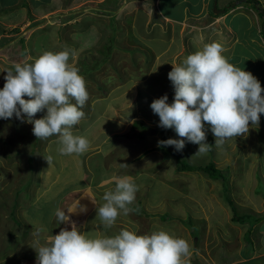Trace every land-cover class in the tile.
Returning a JSON list of instances; mask_svg holds the SVG:
<instances>
[{
	"label": "rangeland",
	"instance_id": "obj_1",
	"mask_svg": "<svg viewBox=\"0 0 264 264\" xmlns=\"http://www.w3.org/2000/svg\"><path fill=\"white\" fill-rule=\"evenodd\" d=\"M214 1L209 10L213 20L220 15L215 13ZM257 1L259 5L254 6L246 0H218V9L229 6L226 11H230L224 17L226 24H235L234 27L238 23L247 24V20L253 21L254 26L262 25L264 0ZM191 2L195 3L192 12L197 13L201 0ZM25 3L28 6H24ZM53 3L47 8H38L37 0H0V90L6 82V70L14 64L33 63L46 51L76 50L78 55L74 63L80 74L84 73V64L87 68L97 69L83 75L89 100L82 109L84 118L72 128L74 134L87 136L91 146L83 158L75 154L62 156L57 152V136L38 140L33 135V125L22 123L15 116L0 119V264H36L34 248L39 245L32 235L33 227L46 229L42 236L56 235L62 228L71 230L70 223H58L56 209L65 210L79 231L90 232L93 237L115 236L123 229L136 231L138 235L163 229L189 242L192 254L188 264H264V245L257 237L261 229L264 231V216H254L246 210L245 199L240 193L237 195L233 182L228 181L230 176L225 177L227 181H222L210 179L203 172L180 171L174 157L158 151L153 156V153H146L151 147H158L161 135L158 139L156 134L143 138L147 128L140 139L138 132L132 131V123L143 119L147 124H153L152 128H157L154 129L157 135L161 134L164 128L159 127L160 118L150 105L165 94L170 104L174 100L172 83L166 71L156 64L155 56L150 53L139 56L135 52L136 41L142 46L155 47V32L163 33L153 22L155 16L150 17L147 24V18L138 14L142 5L140 2L135 4L134 0H125L126 8L119 14H125L124 17L120 19L113 13L111 22L106 18L108 14H102V5L94 4L93 0H54ZM61 3L68 5L64 9ZM111 5L107 10L115 8ZM148 9L151 10L146 12L152 11L151 6ZM183 11L184 5L180 4L171 12L179 16ZM73 13L76 21L66 22L64 17ZM230 14L233 19L228 18ZM203 17L200 13L194 14L189 17V22L202 28L205 26ZM215 22L223 31V17ZM221 36L218 38L223 40ZM242 43L245 44L243 40ZM236 51L242 57L247 55L243 49L236 48ZM240 68L249 71V62L240 63ZM131 82L133 86H130ZM261 86L264 87L263 82ZM45 114L46 110L37 113L34 119ZM206 126L208 134L214 136L211 126ZM173 129H166L167 134L171 133V139L176 137ZM206 136L208 144L212 145V137ZM178 138L181 139L177 135ZM170 148L184 159V150L178 152L173 146ZM49 155L53 157L51 166L45 159ZM194 155L185 160L194 165L200 163L201 155ZM28 159L31 160L30 167ZM251 159L255 160L253 156ZM226 162L231 163V154L227 155ZM219 163V168L226 167L225 163ZM120 164L129 166L121 168ZM90 168L95 173L89 184V179L84 177L89 175ZM123 175L132 176L138 186L136 200L130 205L134 211L128 216L120 215L110 228L101 224L94 211L84 230L85 214L74 211V202L82 200L90 205L92 197L98 195V206L102 205L101 192L114 190L113 177ZM92 180L94 183L91 184ZM257 192L264 194V181L259 177ZM227 194L237 216L243 215L249 225L258 226L253 237L254 229L250 232L247 224L233 221L235 212L229 206ZM80 207L86 208L84 204ZM94 208L97 209V205ZM68 209L73 212L69 213ZM92 211L90 208L89 212ZM256 217L257 223L254 222ZM241 249L243 253L238 258Z\"/></svg>",
	"mask_w": 264,
	"mask_h": 264
},
{
	"label": "clouds",
	"instance_id": "obj_2",
	"mask_svg": "<svg viewBox=\"0 0 264 264\" xmlns=\"http://www.w3.org/2000/svg\"><path fill=\"white\" fill-rule=\"evenodd\" d=\"M226 51L214 41L188 55L180 65L172 64L168 79L174 88L173 102L170 104L165 94L150 107L160 118L159 127L174 128L181 139L158 141V147L174 146L179 152L190 142L199 145L194 156L204 155L212 148L206 142L205 123L211 126L217 147L259 125L264 113V87L251 72L230 63L223 54ZM77 55L76 50L69 49L46 51L33 63H16L6 70V82L0 90V119L15 116L33 125L38 140L57 136V152L62 156L84 154L91 146L87 136L72 131L84 118L82 109L89 100L86 81L74 63ZM45 110L42 118L34 119ZM45 159L51 166L53 157ZM128 166L120 164L121 168ZM113 179L116 187L103 194L102 205L92 199L97 205V219L108 228L120 215L134 211L130 205L138 191L130 175ZM80 211L86 208L80 207ZM55 216L59 224L70 223L71 230L62 228L56 235L42 236L46 229L33 227L32 235L39 245L34 248L36 264H188L192 254L186 239L163 229L143 235L123 229L115 236L93 237L90 232L79 231L65 210L57 209Z\"/></svg>",
	"mask_w": 264,
	"mask_h": 264
},
{
	"label": "crops",
	"instance_id": "obj_3",
	"mask_svg": "<svg viewBox=\"0 0 264 264\" xmlns=\"http://www.w3.org/2000/svg\"><path fill=\"white\" fill-rule=\"evenodd\" d=\"M134 1H136L135 4L140 2V4L142 5V7L139 8L141 12L140 13L138 12V14L143 15L147 18V24L150 21L149 18L154 15L155 18L153 22H155L154 23L155 26H158V28L161 29V31L163 32L162 34H157L159 30L155 32V47L153 45L142 46L140 45V43H138V41H136L138 46H137V49H135V52H138L139 56L146 54V53H150L154 55L156 64H159V66H161L163 71H166L167 74L172 70V67H173L172 64L180 65L182 61L188 55L193 54L197 50L202 49L205 44H208L214 41L215 42L219 41V43H221L227 49V51L223 54L228 58L230 63L240 68V63L244 61H248L249 69H250L249 72H251L260 81V83L263 82L264 84V34L262 30V25H259V23L256 24V26H254L253 21L247 20V24L238 23L236 27H234L233 25L235 24L233 25L226 24V19H225L226 15H224L225 17L222 16L224 20V24H223L224 26L222 27L224 28V30L221 31L222 29L217 26L218 22H215L216 19L219 20L221 19V17L214 18L213 20L211 18L212 15L209 13L210 7H213L212 6L213 0H211V2H208V0H201V8L197 13L192 12L191 7L195 5V3L191 2V0H179V1H176V0H134ZM37 2L38 3L36 4V6L38 8H41L42 5L40 3V0H37ZM53 2L51 4H54ZM124 2L125 0H113V1L112 0H93L94 4L102 5L103 7V8L101 7V9L103 10L102 14L105 16L108 14V16L106 17L108 22H111L113 13H117L120 19L124 17L125 14L119 15L121 12H123L124 7L126 8V4L124 5ZM68 3L67 4L61 3V5L65 9ZM180 4L184 5V11L182 15L176 16L171 11L176 10ZM110 5L115 7L114 9L110 10L111 12L107 10ZM26 6H28V4ZM148 6H151L152 8L151 12H146L147 10H151V9H148ZM43 7H46V6H43ZM221 9L223 8L221 7ZM199 13L201 14V17H203L205 14L203 19H201V20H204V24H205V26L202 28L201 27L199 28L195 24V22H193L194 23L193 25H191L189 22L190 21L189 17H192L194 14H199ZM231 15L232 14H230L228 18L230 17V19H233ZM72 16H75V14L73 13ZM132 16L137 17L135 15H132ZM76 18L77 17L75 16L70 21L75 22ZM218 36L223 37L222 38L223 40H220ZM230 40H232L233 42L230 43ZM242 40L245 42V44L242 43ZM236 48L245 50L247 52V55H243L242 57L236 51ZM145 59H146V62H148V59L147 58ZM156 71L157 73H159V70H156ZM130 86H133V83ZM139 120H143V119H139ZM143 121L147 125V128L157 129V128H152L153 124L149 125L146 123L145 120ZM206 125L207 123H205V126ZM95 129L96 128H93L94 131H96ZM205 130L207 133H209L207 126L205 127ZM169 134L171 136L170 132ZM160 135L161 134L157 135V132H156L155 137L158 139ZM208 136H211V135L208 134ZM92 137L94 136H91V138ZM115 138H116V135L114 136V139ZM174 139H177V134H176V137H174ZM211 139L213 140L211 150L208 151L206 154L201 155V157L199 156L200 163L197 162L195 165L196 166H207L210 163H214L217 169L221 171L223 176L225 177L230 176L228 181L231 180L233 182L234 184L233 189L236 187V189L234 190L237 192V195L238 193H240V197H242V199H245V202H246L245 204L247 208L246 210L249 213L255 214L254 216H257V215L264 216V194L257 192V178L259 177L260 179L264 181V146H263L264 113L260 115L259 125H256L253 127L250 126L249 133L244 136H237L235 138L229 139L222 146H219V147L215 146V136H212ZM54 140H57V139H54ZM206 142L208 143L207 140ZM198 148H199V145L186 142L185 147L183 149L185 158H188L189 156L194 155L197 152ZM230 148L232 151L229 150ZM254 150L256 151L255 154H253ZM88 152L89 150L85 152L84 154H81L82 157L80 158H83L84 155ZM146 153L147 154L153 153L151 154V156L155 155V147H151L149 152H146ZM260 153H262V155ZM228 154H231V163L226 162V157ZM251 156H253L255 160L251 159ZM80 160L82 161V159ZM220 161L221 163L226 162L225 163L226 167H228L229 170L227 169V171H225L226 167L219 168L218 164H220L219 163ZM240 161L242 162V164H240ZM28 162H29V159H28ZM225 172L227 173V175L225 174ZM94 173H95V170L90 168L89 175H85L86 177H84V179L86 178L89 179V184H90V179L91 177H93L92 175ZM221 180L224 181V179H221ZM92 183H94L93 180L91 184ZM238 183H239V187H238ZM85 184H87V182H85ZM46 185L47 184H44L43 186H46ZM233 189H232V192H233ZM69 193H67V195ZM97 196L98 195L96 196L94 195L95 198L92 197V199L93 200L96 199L95 201L98 205ZM228 196L230 197L229 194ZM101 197H103V192H101ZM228 203H229V206H231V204L233 206V203L231 201H228ZM78 204H79V207L77 208ZM82 204L86 206V211H80V206ZM95 205L96 204L94 203L89 205L82 200H76L74 204L72 205V208L74 209V211L76 210L78 213H84L85 215L89 214L87 216L83 215V219H84L83 229L84 230H85L88 220L97 211L96 208H94L93 210V207ZM90 208H91V211L93 210L92 212H89ZM244 216H247V215L244 214ZM241 217H243V215ZM217 220L220 221V218H217ZM257 220H258L257 217L254 218V221H256V223H257ZM233 221L235 220L233 219ZM248 222L249 221L247 220L245 224L248 225V230L250 232L254 229V233H251L253 237L255 235V230L258 226L256 227L255 225H251V224L249 225ZM257 237H259V241H261V245H264V231L262 229L259 231V234L257 235ZM244 238H247V237L244 236ZM252 242H251V245L254 244ZM242 251L243 249H241V251L239 252L240 257L238 256V258H241L242 253H243ZM249 255H251V253ZM244 263H245V260H244Z\"/></svg>",
	"mask_w": 264,
	"mask_h": 264
},
{
	"label": "trees",
	"instance_id": "obj_4",
	"mask_svg": "<svg viewBox=\"0 0 264 264\" xmlns=\"http://www.w3.org/2000/svg\"><path fill=\"white\" fill-rule=\"evenodd\" d=\"M52 1L53 0H47L46 2H43V1L40 0V3H41L42 6L49 7L51 5ZM246 1H247V3H249V2L252 3L254 6L259 5V2L257 0H246ZM25 5H27V3H25ZM217 8H218V5H217ZM254 8H256V7H254ZM226 10L227 9H225V12L223 14H220L218 17L226 15V13L229 12V11L227 12ZM261 12H262L261 13V16H262L261 19L264 20V11H261ZM71 19H73V16L71 14H68L66 17H64V20L66 22L70 21ZM262 30H263V34H264V22L262 23ZM21 55H25V54L22 53ZM82 67L84 68V73H81L82 76L83 75H87V74H91L93 71L97 70L96 68L93 69L94 67L92 68L91 66H89V68H87L88 67L87 64L82 65ZM132 129H133L132 131L135 132V134H136V131L138 132L137 137H139L140 139H143L142 138V134L147 129V125L145 124V122L143 120H136V121H134L132 123ZM206 135H208L207 132H206ZM166 137H168L167 139L171 138L169 132L167 134L166 129H163L162 133H161V138H162V140L163 139L167 140ZM210 137H212V136H210ZM170 147L171 146H168V147H156L155 151H159V153L165 154L167 156L174 157L177 160L178 164H179V170L180 171L193 172V173H196V172L202 173L203 172V173L207 174L213 180L224 179V181H227L225 176H223L221 171L219 169H217V167L215 166L214 163H210L207 166L192 165L189 162V160H185L186 159L185 157H184V159H182L181 156L179 155L180 153H176V152L172 151ZM30 161L31 160L29 159V167H30V164H31ZM154 186H155V184H154ZM225 187L227 189L226 185H225ZM226 198L229 201H231L230 197L228 196V194L226 195ZM231 207H233L232 204H231ZM233 210L235 212V217L233 219L235 221L237 220L238 222H240V224H245L247 222V217H238L234 207H233ZM254 222H256V221H254ZM252 225H254V224H252Z\"/></svg>",
	"mask_w": 264,
	"mask_h": 264
},
{
	"label": "water",
	"instance_id": "obj_5",
	"mask_svg": "<svg viewBox=\"0 0 264 264\" xmlns=\"http://www.w3.org/2000/svg\"><path fill=\"white\" fill-rule=\"evenodd\" d=\"M217 5H218V0H215L214 1V9H215V13H217V14H223L224 12H225V9H218L217 8ZM156 134V132H155V130L154 129H151V128H148L147 130H146V132L144 133V136H143V138H146V137H148V136H152V135H155ZM197 241V240H196Z\"/></svg>",
	"mask_w": 264,
	"mask_h": 264
},
{
	"label": "bare ground",
	"instance_id": "obj_6",
	"mask_svg": "<svg viewBox=\"0 0 264 264\" xmlns=\"http://www.w3.org/2000/svg\"><path fill=\"white\" fill-rule=\"evenodd\" d=\"M156 132V131H155Z\"/></svg>",
	"mask_w": 264,
	"mask_h": 264
}]
</instances>
